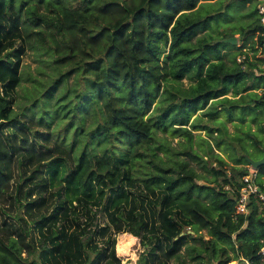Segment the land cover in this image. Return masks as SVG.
I'll list each match as a JSON object with an SVG mask.
<instances>
[{
  "label": "trees",
  "instance_id": "16d2710c",
  "mask_svg": "<svg viewBox=\"0 0 264 264\" xmlns=\"http://www.w3.org/2000/svg\"><path fill=\"white\" fill-rule=\"evenodd\" d=\"M18 1L0 0V264H95L103 253L92 256L88 251L84 239L88 229L81 216L90 218L93 206L103 209L106 201L116 219V211L134 213L127 222L116 223L117 230L125 231L121 235L142 239L150 233L154 244L137 264H171L181 258L190 240L204 246L193 248L194 264H264V217L255 196L246 215L236 213L243 179L253 174L248 153L227 155L231 166L209 144L212 185L207 186L198 183L199 175L187 162L165 167L151 144L157 131L191 143L194 131L207 130L191 122L202 110L207 109L205 116L214 122L222 115L234 121L243 93L255 97L238 121L244 123L246 114L256 120L263 112L264 96L256 91L264 90V70L248 56L244 63L236 58L244 55L250 39H256L252 50L260 48L264 56V25L258 9L252 11L255 20L239 32L228 27L222 36L198 38L210 26L216 33L213 24L222 8L203 16L202 0H24L22 5ZM40 5H45L46 13H40ZM24 8L30 24L22 20ZM24 26L55 52V66H72L48 90L51 98L73 73L87 82V99L95 104L98 124L88 134L92 141L83 144L78 162L74 147L54 144L51 133L36 129L9 107L7 96L20 82L22 49L14 58L7 37L23 38ZM237 34L243 45L223 42ZM233 50L237 51L234 66L229 67L226 56ZM186 78L195 83L188 90L170 84ZM231 93L239 99L228 98ZM156 107L160 113L154 115ZM215 130L209 134L213 136ZM259 131L264 134L263 123ZM250 138L263 153V141ZM103 143L110 147L98 154ZM215 143L223 153L222 138ZM190 154L203 160L195 152ZM257 176L262 186L264 166ZM121 177L130 186L142 185L145 197L123 188L114 191ZM69 219L76 225L71 232L66 225ZM203 230L210 240L198 236ZM110 256L105 264H120L114 248Z\"/></svg>",
  "mask_w": 264,
  "mask_h": 264
},
{
  "label": "rangeland",
  "instance_id": "374dc122",
  "mask_svg": "<svg viewBox=\"0 0 264 264\" xmlns=\"http://www.w3.org/2000/svg\"><path fill=\"white\" fill-rule=\"evenodd\" d=\"M67 1L69 0H63L64 3ZM239 1L240 0H202L200 3V10L203 16L212 15V13L216 14L217 12H215V10H218L219 8H222V14L213 24L216 26V33L212 31V26H210V30L206 33H201L198 38H209L212 37V34L222 36L224 34L223 32L228 31V27L239 32L241 27L250 25L256 18L255 16H252V11L258 8L260 3L253 1L250 4L244 5ZM18 2L22 5L24 0H19ZM39 11L40 13H46L47 10L45 5H40ZM26 17V8H24L22 20L23 22L30 24ZM22 32L23 38L19 36L15 39L7 37V40H10L13 43L12 55L14 58L17 51L22 49L20 82L15 90L9 92V95L7 96L9 98V107L14 110V115H19L23 119L31 121L36 129L51 133L54 144L62 145L69 150L74 147L75 152H73V155H75L78 162V159L81 156L79 154L82 153V149L85 146L83 144L92 141L91 137V140L89 139L88 134L94 131L98 124V121L97 123L95 122V119L97 118L94 111L95 104H93L90 99H87V95H89V90L86 85L87 82L82 75L73 73L68 80L62 81L59 84L51 98L48 94V90L51 89V86L60 75L69 71L72 66H66L63 69H59L55 66V52L39 42L34 33L25 30V26L23 27ZM235 37L238 38L236 46L243 45L239 41L240 35L237 34ZM196 41L197 38L194 42ZM255 41L256 39L249 40V43L242 50L244 53L243 56H248L250 61L257 63L260 68L264 70V62H262L264 56L262 50L256 48L257 52H254L251 48ZM235 53H237L236 50L229 51L228 54L230 55L226 56V62L229 67L234 66L232 59L234 57L233 54ZM236 58L239 63V56L237 55ZM170 84L185 91L190 89L195 83L190 78H186L179 84L172 82H170ZM250 84L251 83L249 82V85ZM3 89L1 88V92ZM256 93L259 96H264V90L256 91ZM242 97L243 98L239 100L241 101L239 102L241 107L234 111V121H226L222 115L219 122H214L211 117L205 116L208 112L207 109L200 111L191 122L197 123L202 127H207V130L194 131V139L191 143L187 142L182 136L173 137L169 134L157 131L155 141L151 144L156 149L158 156L165 161L164 166L174 167L177 163L187 162L199 175L200 180L198 183L210 186L212 185V173L210 171V158L207 157L210 154V145L211 147L213 146L214 152L223 157L231 166L233 163L228 159L227 155L237 157L240 154H243L242 152L244 151L248 153V157L251 159H262L263 153L252 145L253 141L250 137H256L264 143V134L259 131V126L262 123L264 124V110L258 115L256 120L252 119L254 115L246 114L245 122L241 123L238 119L241 116H244L245 112H249V108L247 107H249L255 95L249 92L243 93ZM228 98L232 100L239 99V97L234 98L232 93L228 95ZM164 101L166 100L164 99ZM166 103L168 102L166 101ZM242 107H246V109ZM85 109L87 110L84 111ZM159 113L158 107H156L154 115ZM223 113L225 116L227 115L226 111ZM99 122H101V120ZM187 127L190 128V125ZM212 128L216 129L213 136L212 134H209V130H212ZM218 138H222L223 146L221 150L223 153L215 147V141ZM97 147L98 146H96V148ZM105 147H110V144L103 143L101 147H98V154H101ZM119 149H122V147H119ZM224 151H226L227 154H225ZM193 152L199 154L203 160H197L195 157H192L190 153L193 154ZM215 166L216 165L214 164L213 167ZM250 168L252 169L251 166ZM134 175H136V172H134ZM120 182V187L115 188L114 191L121 188L128 189L136 197H145L147 194L145 188L138 182L130 186L125 182L123 177L120 178L118 184ZM159 197L160 196L157 195L154 198L155 201L158 202ZM148 203H146V207L148 217L151 218L152 210H150ZM75 205L77 204L75 203ZM93 211L94 214L90 215V218L85 216V214L82 215L81 222H84L88 229L84 238L88 241V251H90L92 256L95 255L96 251L103 253V255L96 260L95 264H105L110 261V253L113 248L115 249L116 257L120 260V264H127L128 261H125L124 258H120L117 253L118 239L121 234L125 233V231L117 230V227L120 225H116V223L123 224L127 222L128 218L134 216V213L131 209H123L119 212L116 211V219L114 217V212L110 210L109 201H106L105 208L103 209L99 206H93ZM121 215L122 217H120ZM66 225L68 227L71 226L70 232L76 228V225L72 223V220L70 219ZM198 236L203 237L205 241L212 238L206 230L199 232ZM135 244L136 247L134 249L136 257L134 260H130L129 264H137L139 258L144 255L147 250H150L154 243L151 244L150 233L147 232L142 239L137 238ZM202 247L204 246L201 241L190 240L185 246H183L181 258L179 260L173 259L171 264H182L183 261L186 264H194L193 260L197 253L193 248L199 249ZM23 257L27 258L28 254L23 253ZM30 259H32V257H30Z\"/></svg>",
  "mask_w": 264,
  "mask_h": 264
},
{
  "label": "built area",
  "instance_id": "2783aa9c",
  "mask_svg": "<svg viewBox=\"0 0 264 264\" xmlns=\"http://www.w3.org/2000/svg\"><path fill=\"white\" fill-rule=\"evenodd\" d=\"M259 2L258 13L261 18V22L264 25V0H255ZM239 63H244L246 60L245 56L239 57ZM242 58V59H241ZM243 69L246 66H242ZM253 174L244 177V187L241 189L239 194V201L236 206V213L246 215L249 211V202L252 196H255L259 203L260 211L262 216L264 217V179H262V186L258 183L257 170L252 168ZM264 254V249L262 250ZM230 264H251L249 261H245V263H240L238 261H233Z\"/></svg>",
  "mask_w": 264,
  "mask_h": 264
},
{
  "label": "bare ground",
  "instance_id": "6f19581e",
  "mask_svg": "<svg viewBox=\"0 0 264 264\" xmlns=\"http://www.w3.org/2000/svg\"><path fill=\"white\" fill-rule=\"evenodd\" d=\"M137 238L131 234L120 235L117 242V253L120 258H124L125 261L134 260L136 257L135 247Z\"/></svg>",
  "mask_w": 264,
  "mask_h": 264
},
{
  "label": "water",
  "instance_id": "95a60500",
  "mask_svg": "<svg viewBox=\"0 0 264 264\" xmlns=\"http://www.w3.org/2000/svg\"><path fill=\"white\" fill-rule=\"evenodd\" d=\"M223 42L226 43V44H231V45L235 46L238 43V38L237 37H233V38H230V39L223 40ZM246 160L248 161V163L250 164V166L254 170H258V169H260L261 167L264 166V151H263L262 159L254 160V159H251L248 156H246ZM190 233H192V232H190ZM181 236H183V235H181Z\"/></svg>",
  "mask_w": 264,
  "mask_h": 264
}]
</instances>
